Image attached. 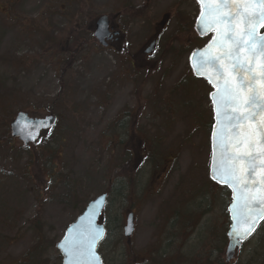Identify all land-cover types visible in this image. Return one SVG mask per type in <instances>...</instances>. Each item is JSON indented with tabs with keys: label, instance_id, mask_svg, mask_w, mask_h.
I'll use <instances>...</instances> for the list:
<instances>
[{
	"label": "rangeland",
	"instance_id": "374dc122",
	"mask_svg": "<svg viewBox=\"0 0 264 264\" xmlns=\"http://www.w3.org/2000/svg\"><path fill=\"white\" fill-rule=\"evenodd\" d=\"M5 2L0 264H61L55 247L66 228L107 193V236L98 249L103 264H264V223L226 263L230 197L208 178L211 89L189 66L190 53L210 38L167 41L163 60H125L104 51L93 29L128 0H20L9 12ZM170 5L155 0L156 15ZM176 32L170 24L168 33ZM19 112L53 116L56 126L23 147L10 134ZM128 213L134 217L129 242Z\"/></svg>",
	"mask_w": 264,
	"mask_h": 264
},
{
	"label": "snow or ice",
	"instance_id": "6c2138e0",
	"mask_svg": "<svg viewBox=\"0 0 264 264\" xmlns=\"http://www.w3.org/2000/svg\"><path fill=\"white\" fill-rule=\"evenodd\" d=\"M197 2L202 6L196 21L201 34L217 29L211 42L203 50L193 53V58L200 57L193 64L197 75L205 76V70L208 68L214 69L216 73L215 82L208 77L209 82L214 85L210 99L213 103L215 121L212 130L210 178L217 182L222 181L231 189L233 204L229 212H233V220L236 221L241 218L242 210L251 208V214H260L259 209L264 206V196L257 199L246 195L249 190L264 188V175H261L259 180L256 179L258 169L264 172V119L261 118L264 117V95L258 94L255 88L258 79L264 81V34L257 35L255 31L256 26L264 22V0H197ZM206 4L220 7L205 9L203 6ZM241 4L260 7L255 10L233 7ZM241 24L243 29L237 32ZM213 45L219 47V54L205 57L204 53ZM245 50L247 55L241 57V52ZM258 57L261 58L259 77L254 72V64ZM224 61L229 63L225 65ZM226 68L235 74V84L225 79ZM50 119L40 120L31 125L34 134L30 133L29 138L36 140L39 138L40 130L50 129L51 125L48 122ZM249 121L256 124L251 134H248L246 127ZM257 136L259 139L255 138ZM257 145L260 148L259 152L256 151ZM99 203L95 202L90 210L86 239L66 250V255L71 256L76 264H91L92 260L98 259L93 249L103 237L104 229L92 221L97 214ZM233 233H236L235 223Z\"/></svg>",
	"mask_w": 264,
	"mask_h": 264
},
{
	"label": "water",
	"instance_id": "95a60500",
	"mask_svg": "<svg viewBox=\"0 0 264 264\" xmlns=\"http://www.w3.org/2000/svg\"><path fill=\"white\" fill-rule=\"evenodd\" d=\"M199 7H200V11H201L202 6L200 4H199ZM203 7L205 9H207V8H217L220 6L215 5V4H206ZM233 7H238L241 10H245V9L255 10V9L259 8L260 6L259 5L241 4V5H236ZM242 29H243V25L241 24L238 26L237 32L242 31ZM195 30L201 38L208 35V34L214 35L217 33V29H213L211 32H205L202 35L200 28L197 26V23L195 25ZM255 31H256L257 35L264 34V22L257 25L255 28ZM93 38L95 39V41L100 46H102V47L106 46L104 44L105 39H108V21H107L106 17L98 18L95 21L94 29H93ZM203 49H201V50H203ZM197 51L198 50H196L194 52H197ZM219 52H220L219 47L213 45L211 48H209L208 52L204 53V56L205 57L215 56V55H218ZM193 53L190 56L191 59L189 58V64H190V67H191V70H192L194 77L196 79L204 80L211 87V89L214 90V85H213V83L209 82L208 77H211L213 79V81L215 82L216 81L215 70L212 68H208L205 70V72H206L205 76L197 75L193 69V64H195L200 59V57L196 56L193 58ZM246 55H247L246 50L241 52V57H245ZM228 63H229L228 61L223 62V64H225V65ZM260 68H261V58L258 57L255 61V64H254V72L258 77L260 75ZM225 79L231 81V83H233V84L236 83L235 74L232 73L231 70L228 68L225 69ZM255 88H256L258 94L264 95V81H261L258 79L256 84H255ZM216 90H218V87ZM209 100L211 102L212 112H213V103H212V100L210 99V96H209ZM48 118H51L50 120H48V122L51 125L50 129H52L56 125V118L53 116H47L44 118L33 119V118L29 117V115L27 113H24V112L17 113L14 120L10 124L11 137L13 139L19 140L25 147L28 144L33 145L34 143H36V141H38L39 138L36 140H32L29 138L30 133L34 134V129L30 126L35 124L36 122H38L40 120H47ZM261 118L264 119V117H261ZM214 124H215V121H214V113H213V123H212L211 131H210V152H211V156H212V151H213L212 130H213ZM246 127H247L248 134H251L255 130L256 124L249 121V122H247ZM50 129H42V130H40V134L42 132L48 131ZM217 131H218V129H217ZM40 134H39V137H40ZM255 138L259 139L258 136ZM256 151L257 152L260 151L259 145H257ZM211 156H210L209 173H208L209 180L212 183H214L215 185L227 189L230 193V196H231V202H230V205L228 207V216H229L230 226H229V230L226 234L227 239H228V246L226 249V262L228 263L233 259L235 251L240 248L241 243H244L245 241H247L253 235V233L256 231L258 225L264 221V206L260 207V209H259L260 214H251V212H252L251 208L244 209L241 212V218L234 221L233 220V212H229V208L233 204L231 189L229 187H227L226 185H224L222 181L217 182V181H214L210 178V166L212 163ZM258 163H260V161H258ZM261 175H264V172H261L258 169L257 174H256V179L259 180ZM246 195L259 199L262 196H264V188H261L258 190H249L246 193ZM97 201H99L100 203L97 205V214L93 218L92 222H93V224L103 228L104 233H103V237L96 243V245L93 249V251L95 252L98 259L92 260L91 264H102V261H101V258L99 256L98 252H97V249H98L99 244L104 240L105 234H106L105 228L102 224L103 212H104V209H105L106 204H107V195L106 194L100 195V196L96 197L95 199L91 200L86 205V207L84 208L82 213L77 217V219L71 225H69L66 228L65 233H64V237L56 245V249L59 251L60 256L62 258V264H76V262L72 259L71 256L66 255V250L70 247H73L75 245L80 244L83 240L86 239L90 210L92 209L93 205ZM244 217H247V218H244ZM234 223L236 224V233H233V224ZM253 225H254V228H253ZM246 233H247V235H245ZM132 234H133V215L128 214L126 219H125V226L123 228V236L129 242ZM66 237H67V239H65Z\"/></svg>",
	"mask_w": 264,
	"mask_h": 264
},
{
	"label": "flooded vegetation",
	"instance_id": "af4514ba",
	"mask_svg": "<svg viewBox=\"0 0 264 264\" xmlns=\"http://www.w3.org/2000/svg\"><path fill=\"white\" fill-rule=\"evenodd\" d=\"M154 2L155 0H143L141 3L139 0H128L126 5L121 4V10H115L113 14L106 16L102 15L101 17H107L108 39L104 41L106 46L101 48L104 51H111L112 55L121 56L125 60H139L149 63L158 57L163 60V56H168V53H170L166 52L168 46L164 45L167 41L178 44L183 36L188 37L191 35L192 41L201 38L194 27L199 16V6L196 0H171L169 6L171 11L161 15H156L153 7ZM19 3L20 0H6L3 10L9 12L13 7L18 8ZM186 14H188V17H185ZM170 24H175L177 27V32L172 35L168 33ZM131 26L132 30H129ZM180 34L182 35L179 36ZM131 38L133 40L136 38V43H132ZM132 45L134 46L132 47ZM162 46H165L163 52L161 51ZM212 120L213 115L211 122L207 125L209 134ZM133 134L137 135L134 132ZM143 161L146 162V158H143ZM141 165H143V162H141ZM165 174L166 170H163L161 174H157L155 183H160Z\"/></svg>",
	"mask_w": 264,
	"mask_h": 264
},
{
	"label": "trees",
	"instance_id": "16d2710c",
	"mask_svg": "<svg viewBox=\"0 0 264 264\" xmlns=\"http://www.w3.org/2000/svg\"><path fill=\"white\" fill-rule=\"evenodd\" d=\"M210 183V182H209ZM215 188H218V189H220L218 186H215ZM226 191V190H225ZM227 192V191H226ZM107 195L109 196V194L107 193ZM108 199H109V197H108ZM105 212V211H104ZM220 251V250H219Z\"/></svg>",
	"mask_w": 264,
	"mask_h": 264
}]
</instances>
